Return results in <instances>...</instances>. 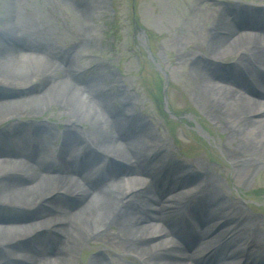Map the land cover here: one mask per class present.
<instances>
[{"label": "bare ground", "instance_id": "6f19581e", "mask_svg": "<svg viewBox=\"0 0 264 264\" xmlns=\"http://www.w3.org/2000/svg\"><path fill=\"white\" fill-rule=\"evenodd\" d=\"M241 10L243 6L240 4L225 8L224 19L221 14L219 22L216 23L217 27L210 35L212 45H209L208 54L194 56L191 72L204 83L202 90L196 92L202 106L209 107L220 119L224 115L225 124L232 126L231 137L236 136L232 132L235 130L245 140L238 143L240 147L237 152L255 151L261 161L264 158V87L256 91L251 85L258 81L264 85V20L255 18L256 13L253 11L239 14ZM235 18L243 19L235 23ZM0 25L3 27L1 31L19 40L18 46H11L0 37V87L17 89L29 85L34 91L26 97L0 101V119L3 118L0 122L9 121L22 114L29 115L26 109L35 114L49 104L45 100L62 104L60 109L63 116L67 117L62 128V143L57 149H53V146L58 133L51 126L37 129L34 142L24 136L14 138L16 130L13 126H9L6 131L0 130V202L33 206L54 193L56 194L50 200L62 202L53 204L56 208L53 207L52 212L49 210V215L46 216L45 211L38 215L40 219L37 221L45 227L48 233L45 237L50 242L49 245L43 243L42 235L35 238V242L38 238L37 249L44 258L48 256L44 264H75L80 249L88 240L102 233L107 234L111 226L116 229V244L125 251L134 253L133 258L137 256L143 264H186L176 258L182 255L196 261L198 254L205 248L191 254L185 249L182 250L181 245L173 248L178 242L170 239L169 233H177V229H155V226L161 220L168 226L173 224V213L178 205L185 208L190 204L194 212L206 210L208 206L201 190L211 188L216 191L219 189V180L212 173L205 172V178L198 184L197 191H181L172 195L171 200L165 203L164 197L167 192H174L177 178L190 167L198 172L196 163L200 166L202 162L195 159L189 166L169 158L171 151L168 152L163 147L170 149V143H164L160 151L157 150L158 143L154 140L156 135L149 131L146 124L139 133L133 132L131 124L127 122L131 118L127 109H119L116 115L108 106L107 98L99 94L97 83H92L94 79L84 80L79 77L81 73L74 68L75 57L69 51L58 46L59 51L45 46L50 45L46 43L50 41L46 33H41L39 40H32L30 34H27L32 31L31 26L18 21L11 13L0 18ZM43 50H47L49 55L42 53ZM223 57L224 60L233 57V64L221 67L220 61ZM24 62H28L33 69L32 75L25 71ZM33 63H36V68L32 66ZM249 74L253 76V81L248 78ZM36 75L41 76L40 80L33 78ZM25 77L28 78L23 79ZM69 77L74 78V81ZM64 82L68 85H62ZM125 97L129 98L128 95ZM95 98L99 99L101 106L97 105ZM36 101L39 104L43 102V105L35 106ZM21 102L26 105H19ZM8 132L13 135L12 139ZM155 156L158 157L154 159ZM114 159L128 164L124 172L129 182L122 181L123 185L116 183L121 176L109 168L110 161ZM32 160L38 161L42 168L34 170ZM200 167L204 171L209 170L206 164ZM103 172L115 183L111 186L116 190H111L109 195L103 190L110 186L105 181ZM137 176L155 178L156 185L134 179ZM163 182L164 185L170 182L167 190L161 187ZM90 184L97 189L90 187ZM96 192L98 196L93 195ZM69 195L74 198L73 205L65 202V197ZM156 201L162 204L160 209L157 212L149 211ZM211 204L215 210L210 220L206 219L202 224L205 225L202 231L205 233L214 228L210 240L212 242L216 232L220 231L215 225V217L235 207L230 202L216 206L212 201ZM237 208L242 210V207ZM207 216L205 215L206 218ZM241 220L245 222L244 226L248 222H255L249 213L242 215ZM19 224L22 223L0 226V264H41L35 252L27 250V244L16 245L21 235L19 232L27 228ZM252 226L254 228L251 230L242 229L239 236H253L251 243L257 248L256 238L263 234L259 226ZM13 241L15 243L12 244ZM46 245H51L49 253L44 251ZM159 247H164L167 252H161ZM258 250L256 257L262 264L264 251L262 252L261 247ZM165 253L177 255L169 258ZM221 261L223 260L218 263ZM90 264L104 263L93 259Z\"/></svg>", "mask_w": 264, "mask_h": 264}, {"label": "rangeland", "instance_id": "374dc122", "mask_svg": "<svg viewBox=\"0 0 264 264\" xmlns=\"http://www.w3.org/2000/svg\"><path fill=\"white\" fill-rule=\"evenodd\" d=\"M237 4L243 6V10L238 13L264 11V0H0V18L11 13L18 21L28 25L34 24L37 29L39 26L47 36L54 39L52 44L44 42L53 47L58 44L67 50L70 49L75 56V68L86 69L83 78L96 79L93 84L97 83L99 89L112 87L108 93L119 98L116 102L112 100L115 106L121 107L117 105L121 103V97L128 95V108L135 109L140 118L149 123V131L156 135L157 139L154 140H157V145L161 147L164 143H170V149L162 147L168 152L171 151L172 157L182 160L188 159L189 156L199 163L202 162L200 166L206 164L209 170L204 171L197 163L196 166L201 169L200 174L210 172L219 180V189H216L219 195L216 193L215 197L225 198V202H230L236 208L242 207L249 213L261 228L263 236H260L259 242H263L264 158L258 160L260 157L256 156L255 151L237 152L240 147L238 143L245 140L237 135L235 130L232 132L236 136L231 137V125L225 124L224 115L223 119H220L209 107L202 106L196 92L202 90L204 83L191 72L193 57L208 54L209 45H212L210 35L217 27L216 23L219 22L221 14L224 19L225 6ZM258 17L264 18L259 15ZM133 21L146 31L148 37L144 39L151 47L157 68L146 59V53L139 40L136 37L133 39L135 33L137 35ZM0 28L3 27L0 25ZM233 60V57H227L226 60L223 57L220 64L222 67H228L233 64ZM32 66L36 68V63ZM25 71L30 72V75L33 73L28 62L25 63ZM40 77L36 75L33 78L40 80ZM26 78L28 77L23 79ZM158 78H162V85L165 87L163 96L168 98L169 108L175 112L173 118L163 111L166 105L163 106L164 100L161 98L162 85H156ZM31 87L20 89L18 95L13 98L26 97L31 93ZM9 96L10 93L0 90V101ZM25 101L26 99L23 102ZM45 101L49 103L44 106L45 109H40L35 114L26 109L29 115L17 114L18 117L0 122V129L14 126L17 130L15 136H20L42 126H51L61 135L63 123L67 118L60 109L63 105L57 101ZM23 102L19 105H26ZM35 103V106L43 105V102ZM112 108L115 110L114 106ZM195 121L209 132V137L197 135L195 129L201 127H197ZM200 130L203 131L202 128ZM34 134L36 135V131ZM34 134L30 132V137H35ZM54 143L55 146L60 145L61 138L56 139ZM185 153L188 156H185ZM32 163L34 169L39 167L38 162ZM124 165L115 162L114 168L121 171ZM193 175L190 183L196 181L197 175ZM65 200L72 202L68 197H65ZM43 205L44 207L35 212L36 215L40 211L50 209L48 203ZM7 210L9 211H4L1 207V215L14 217L17 222L19 219L33 218V212L29 210ZM26 227L23 232L27 235L36 229L30 225ZM108 232L113 233V230ZM108 236V233H102L91 239L80 250L75 264H88L93 259H99L104 264H117L113 262L115 258L122 261L121 264H139L126 255L127 252L112 243Z\"/></svg>", "mask_w": 264, "mask_h": 264}]
</instances>
